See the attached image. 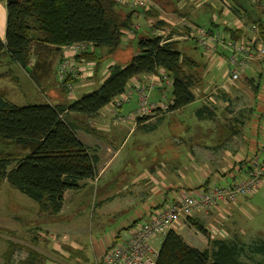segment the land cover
Segmentation results:
<instances>
[{
	"label": "trees",
	"instance_id": "1",
	"mask_svg": "<svg viewBox=\"0 0 264 264\" xmlns=\"http://www.w3.org/2000/svg\"><path fill=\"white\" fill-rule=\"evenodd\" d=\"M240 7L238 0H230L228 4L231 13L240 11ZM5 8V37L4 42L0 40V58L7 55L31 79L44 78L49 63L57 58L60 61L64 46L91 43L96 51L115 52L124 39V32L129 31L136 21L133 11L114 0H16L5 3ZM142 13L144 18L157 16L151 9ZM212 26L213 29L219 28L214 22ZM164 28L169 26L158 20L149 29L151 36L135 32L138 54L123 68L110 66L107 77L98 88L69 106L20 107L0 94V183L7 182L35 202L40 216L53 218L62 210L65 192L77 191L82 183L94 181L97 177L99 158L96 150L79 141L68 114L96 115L124 93L130 81L141 76L159 75V71L171 81L169 112L193 103V91L203 84L204 68L180 51L178 42L161 44V37L152 33ZM177 29L170 27L169 38L180 33ZM184 31L189 33L187 29ZM221 32L225 37L231 36L228 39L231 41L239 37L238 32L228 27H221ZM101 57L103 55L97 52L84 53L75 60L92 62L96 73ZM31 61L34 63L32 67L29 66ZM61 85L66 90L65 82ZM87 131L94 135V129ZM10 147L12 151H8ZM196 230L207 237L209 249L200 251L190 247L174 231H169L161 242L155 264H242L236 242L210 240L201 227ZM17 247V243L10 242L2 255L3 264H12L11 257ZM32 247L27 248V257L20 264H43L49 255L54 256L52 253H47L48 256L42 254L35 249L36 246ZM255 252L264 256V242L255 248Z\"/></svg>",
	"mask_w": 264,
	"mask_h": 264
},
{
	"label": "rangeland",
	"instance_id": "2",
	"mask_svg": "<svg viewBox=\"0 0 264 264\" xmlns=\"http://www.w3.org/2000/svg\"><path fill=\"white\" fill-rule=\"evenodd\" d=\"M151 1L155 5L159 4L161 9L172 11L174 0ZM195 1L184 0L179 3H183L182 7L184 3L188 4L189 7L185 6L184 8L186 10L192 8L190 10L191 13L189 11L187 13L194 15L198 11L194 10V5L198 7ZM210 1L213 3V6H217L214 0ZM160 3H166L167 5L164 6ZM179 11L181 10L179 9ZM212 11L213 14L217 12L216 9H212ZM211 12L209 13V20L211 19ZM184 19L191 24L188 18ZM142 21L138 20L135 22L141 27L142 24H145ZM197 23L202 25L205 21L198 20ZM168 26L169 28L167 29L170 30L172 26ZM143 35L151 36L146 31ZM165 35L164 33L161 36ZM188 36L192 38L190 34ZM184 41H178L181 42V47L193 49L195 46L192 40ZM96 52L98 54L103 53V58L96 68L97 72L95 74L97 78H94L95 67L91 68V75L84 77L83 80H78L73 85L74 89L72 94L61 89L62 82L58 81L54 73L55 60L49 63V70L44 78L31 79L20 69L18 70L16 65L11 63L7 55H3L0 58V93L10 103L20 107L45 104L59 105L55 97L54 100L52 97L53 94L50 88L54 87V91L55 89L60 90L55 94L57 99H60L61 103L65 106H69L82 96L92 93L98 88L107 77L110 66L118 65L121 68L125 67L132 57L138 54L137 40L134 38L123 39L120 47L111 54H107L106 49L97 50ZM192 55L191 57L205 63V57L202 55V52L197 50ZM203 76L204 83L205 79L209 81L207 75V77L205 75ZM90 78L93 79L89 80ZM134 82V80L130 81L129 85H132ZM197 88L202 90L203 87ZM170 91H165L164 99H170ZM146 92L149 102L150 94L149 91ZM214 102V105H205L211 108L210 113L199 115L197 109L199 107L201 108L202 104L195 100L193 103L181 109L177 114H173L169 119L165 115L166 119L158 125L152 124V126L148 125L144 128H137L129 132L130 128L124 127V123H121L117 126L126 128H123L121 133L117 130L100 131L99 136L96 134L92 136L93 138L89 137L91 138L89 140L90 146L94 143L93 141L101 143L108 141L112 147L118 149V156L114 160H110L105 168L101 170L104 166V158L107 155L105 154L104 147L100 143H95L97 145L95 146L96 155L99 157L97 172L100 171L97 179L89 185L82 183V186L77 191L65 192L62 210L59 215L53 218L43 217V215L40 216L38 214L39 207L35 202L13 189L7 182H1L0 249L2 250V255L7 250L10 242L16 241L15 243L18 244V247L22 246L23 248L17 247L14 250L11 257L12 264H20L27 257V248H34L32 245L36 246L35 249L37 251H42L46 255L47 253H52L54 256H51L50 259L55 260L57 258L54 254H57L55 251L56 248L62 249L64 247L62 244L66 242V226L69 224H75L72 228L76 227V229H80V232L83 234L89 232L90 238L94 241L118 229L116 227H118L124 216H122L123 214L121 216L115 215L114 217L104 215L105 209L110 203L104 201L114 197V195L123 194L124 191L122 189L124 185H138L135 189L137 195L131 197L132 201L138 202V199H140L138 192H141L144 188L141 185L142 181L137 182L135 177L137 178L142 172L156 171V174L160 176L156 179L164 177L165 175L168 177V181L174 180L175 175L170 180L171 174L167 173L166 169L169 168L171 170L176 165L188 166L186 163L189 162L186 158L189 159L192 152L197 155L194 156L193 162L195 170H204L205 152H197V150L205 149V151H210L213 147L221 143L224 138L223 135L227 134L226 127L221 126L232 125L233 117L235 116L234 111L236 105L232 103L224 105V102L219 98H216ZM126 104H129V102ZM149 118L150 116H147L143 120L145 121ZM95 132L97 133V131ZM77 138L81 139L83 136L81 137L78 134ZM181 173L184 177L187 176L186 171ZM199 177H202V173L194 178ZM240 211L235 213L227 222L226 228H224V231L229 234L227 240L236 242L239 248V260L242 264H264V256L255 252V248L264 242V180L257 192L246 201ZM102 213L104 215L103 217H101ZM124 213H129V210ZM40 232V236L36 239L37 233ZM79 233L77 234L78 238L83 235ZM53 236L55 238L52 240L51 237ZM46 238L48 239L47 244L44 242ZM0 264H3L2 260Z\"/></svg>",
	"mask_w": 264,
	"mask_h": 264
},
{
	"label": "crops",
	"instance_id": "3",
	"mask_svg": "<svg viewBox=\"0 0 264 264\" xmlns=\"http://www.w3.org/2000/svg\"><path fill=\"white\" fill-rule=\"evenodd\" d=\"M183 1L184 0H174L172 11L161 9L159 4H154L151 10H153V12L155 11L157 16L144 18L142 15L141 20H143L144 18L145 20H143L142 22H144L145 24L141 25L140 29L137 31L138 34H145V31L146 33L149 32L150 27L148 28L147 24L149 22L152 24L154 22H157L158 20L163 21L166 26L171 25L172 27H175L177 22L184 18H188L191 24L195 26H203L207 30H212L214 28L212 26L213 22L221 27L225 23H229L230 25H232L235 22L242 20L244 29L251 23L264 24L263 10L254 8L255 6L253 7L247 0H238L241 7L240 11L235 12L236 14L231 13L230 11H228L227 13H222L221 3H219L217 0H214L217 6H213V3L210 0H196L195 3L198 4V7L194 5V10L198 11H196L194 15H189V13H187L188 11L190 12L192 8H190V10H186V8H184L185 6L189 7L188 4L184 3V6L182 7L183 3L179 2ZM151 2L153 3V1ZM227 3L230 5V0H227ZM160 4L164 6L167 5L166 3ZM176 7L178 10L176 9ZM208 7L211 10L216 9V14H213V11L211 12ZM179 9L181 11H179ZM210 12L211 19L209 20ZM134 18L136 20L135 16ZM198 20L205 21V23L200 25L197 23ZM5 23V2L0 1V40L2 42H4L5 37ZM232 28L233 27H231L230 29ZM184 29L186 28L177 29L180 33L173 34L172 36L177 37L183 34L188 36L190 34L192 38H189L188 36L189 39L185 40L184 42L190 40L194 41L195 46L193 47V49L189 47H181V42H178L179 40L173 42H178L180 51H182L188 58H191L193 61L203 66V75H207L209 77V81L205 79V83L203 82L201 86L203 87L202 90L196 88L193 91L195 100L202 104L201 108L199 107L197 109V111L199 112L198 114L200 115L203 113H210L211 108L205 105H214V101L216 100V98H219L222 102H224V105L228 103L236 105L233 124L230 126H221L220 124L221 127H226L227 134L223 135L224 138L221 143L213 147V149H211L210 151H205V149L197 150V152H205V167L203 168L204 170H195L193 162L194 156L197 155L192 152L189 156V159L186 158V160L189 162L186 163L188 166L176 165L171 170L169 168L166 169V172L171 174L169 178L170 180L173 175H175V179L171 180L172 182L168 181V177H166L165 175L164 177L158 178L159 180L156 179L157 177H160L156 174V171L142 172L137 178L135 177V179H137V182L142 181L141 185L144 188L141 192H138V196L140 197V199H138V202L131 200L132 196L137 195L135 189L138 185H124L122 189V191H124L123 194L114 195V197L108 198L104 201L110 202L105 209L104 215L114 217L115 215L121 216L123 214L122 216H124L122 218L123 222L121 221L118 227H116L118 228L116 231L94 241L90 238L89 232L83 234L82 232H80V229H76V227L72 228L75 224H69L68 226H66L65 224L67 228V235L64 234L66 237V242L62 244L64 246L62 249L56 248L55 250L61 259L59 257H57L55 260L50 259V256L47 255L49 258L46 259L43 264H97V262L103 258L106 250L108 249V247H110L113 240L115 239V236L120 232V230L125 231L128 228L132 227L137 221L146 219L153 210L161 209L165 205L174 202L175 199L183 192L195 194L201 188H203L204 185L207 186L213 183L224 185L232 183L237 179H240V177L245 173L246 169H248L251 164H253L254 162H260L264 159V74L261 70V64H253L250 68H248L240 81L229 84L227 73L229 66H227L226 62H218L219 60L227 57L228 51L220 48L217 54L210 55V58H208L209 60H206L205 58V63H202L201 60H196L194 57H191L193 56L192 53L194 51H199L194 40V33H192L188 29L187 31H189V33H186ZM232 31L239 33L238 39L240 38L241 34L239 31H241L242 34L245 33V30L243 29L239 31L236 29H232ZM245 35V39H247L248 34L246 33ZM230 37L227 35L226 38L229 39ZM60 55H62V53ZM102 55L103 53H100V56ZM60 61L57 58L54 63V73L56 74V76ZM11 63L13 62L11 61ZM14 64L16 65L18 70L20 69L23 73H25V71L18 64ZM33 64V61H31L29 66L32 67ZM78 67L83 68L84 74L89 75L90 69L96 66L92 62L83 61L80 63L78 62ZM29 71L30 69L27 70V72ZM25 75L29 77L26 73ZM87 75L85 76L87 77ZM94 78H97L95 71ZM91 79L93 78H90L89 80ZM134 81L135 82L132 85L130 84L128 88H132L135 85L143 83L145 86H148L149 77L141 76L139 78H135ZM50 89L52 90L53 100L55 97V100L59 102V105H64L63 103H61L60 99H57V96L55 95L60 90L58 89V91L55 89L54 91V87H51ZM170 89L171 88L166 86L165 84H156L155 87L149 91V103L170 105V99H164L165 91H170ZM69 96L73 98L71 95ZM123 106L120 108V110L115 112L106 110L107 107H105L93 116L68 114L70 121L73 124L76 136H78V134H80L81 137L83 136V138H79V141L84 146L89 149H95V146H97L96 144L100 143V145L104 147L107 157L104 158L105 162L101 170L105 168L110 160L112 161L118 156V149L112 147L108 141L104 142V144L92 140L94 143H92V145L90 146L89 140L93 138L92 136H95L96 134L99 136L100 131L105 132L117 130L121 133L124 127H128L130 128L129 132H132L134 129L144 128L148 125H158L160 122L166 119L165 115L167 116V119H169L173 114H177L181 110L179 109L170 112L167 111L166 113L164 112L161 114L154 113L150 115L149 119L140 122L138 121L139 118H132L134 112L138 108V98L135 93L132 94L129 104H126L124 107ZM116 115L131 117L132 120L125 123L124 127H119L113 124V120ZM89 128L94 129L95 131H97V133L94 132V135L90 134L87 131ZM9 151H12V148ZM183 171L187 172V176L184 177V175L181 173ZM99 173L100 171L97 172V177ZM201 173L202 177L194 178ZM94 181H85L84 183L86 185H89ZM248 199L249 198L239 199L235 204L223 206V211L219 212H209L205 210L195 211L192 213L191 217L188 220H180L177 224H175L173 227V231L177 235H179L188 246L200 251L207 250L210 248L207 237L197 231L196 227H201L203 230H205L210 240H227L229 234L224 231L227 222L235 215V213L241 212L240 210L244 207ZM127 210H129V213L125 214L124 212H126ZM104 215L102 213L101 217H103ZM65 223L67 222L65 221ZM78 233L83 235L78 238ZM40 234L41 232L37 233V236L39 237ZM39 252L44 254V252L42 251ZM1 257L2 250L0 249V258Z\"/></svg>",
	"mask_w": 264,
	"mask_h": 264
},
{
	"label": "built area",
	"instance_id": "4",
	"mask_svg": "<svg viewBox=\"0 0 264 264\" xmlns=\"http://www.w3.org/2000/svg\"><path fill=\"white\" fill-rule=\"evenodd\" d=\"M118 5L133 11L136 21L142 19V12L149 11L154 4L150 0H114ZM201 1V0H197ZM221 3L222 13L229 10L227 0H217ZM251 4L259 7L264 12V0H249ZM240 20L230 25L223 24L221 27H228L236 30H245L240 38L231 41L221 32V27L211 31L203 26H195L184 19L177 22L178 29L186 28L194 33L195 43L202 55L209 60L210 55L217 54L219 49L228 51L226 58L218 62L227 63L229 69L228 82L232 84L240 81L248 68L253 64H261L264 74V24L251 23L244 29ZM153 24V23H152ZM149 22L147 27H151ZM140 29L137 22L133 24L129 31L124 32V40L134 38L135 32ZM165 36H161L162 34ZM248 34L245 39V34ZM152 34L161 37V44L165 42L188 40V36L183 34L177 37L170 35V30L164 28L162 31H154ZM96 52L94 44L79 43L64 46L61 48V61L58 66L57 78L59 82H65L66 92L73 93V85L78 80L86 77L83 68L78 67L75 57L84 53L92 54ZM90 75V74H89ZM88 76V75H87ZM149 84L145 86L138 84L132 88H126L125 92L114 98L106 107L109 111H118L122 105L131 100L135 93L138 98V108L132 118H145L154 113H166L169 105L151 104L148 102L146 91L152 90L156 84H165L171 87L170 79L162 72L159 75H149ZM129 86V85H128ZM131 117L116 115L113 124L118 125L132 120ZM264 180V159L251 164L245 173L236 181L229 184H209L201 188L195 194L181 193L174 202L165 205L163 208L153 210L146 219L137 221L132 227L121 231L115 236L112 244L106 250L103 258L97 264H155L159 247L163 238L180 220H188L195 211H223V206L235 204L239 199H247L256 193ZM211 237V236H210ZM55 237H51L53 240ZM217 240V239H215Z\"/></svg>",
	"mask_w": 264,
	"mask_h": 264
},
{
	"label": "water",
	"instance_id": "5",
	"mask_svg": "<svg viewBox=\"0 0 264 264\" xmlns=\"http://www.w3.org/2000/svg\"><path fill=\"white\" fill-rule=\"evenodd\" d=\"M16 0H5V3L9 4V3H13L15 2Z\"/></svg>",
	"mask_w": 264,
	"mask_h": 264
}]
</instances>
